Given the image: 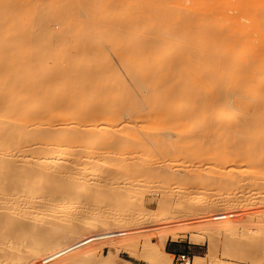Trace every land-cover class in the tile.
I'll return each instance as SVG.
<instances>
[{"label": "bare ground", "instance_id": "bare-ground-1", "mask_svg": "<svg viewBox=\"0 0 264 264\" xmlns=\"http://www.w3.org/2000/svg\"><path fill=\"white\" fill-rule=\"evenodd\" d=\"M74 1L0 0V264L92 259L47 256L98 209L141 218L142 194L160 192L182 210L210 182L205 206L244 209L222 217L233 239L264 221V0ZM179 237L164 226L127 248L169 264Z\"/></svg>", "mask_w": 264, "mask_h": 264}, {"label": "rangeland", "instance_id": "rangeland-1", "mask_svg": "<svg viewBox=\"0 0 264 264\" xmlns=\"http://www.w3.org/2000/svg\"><path fill=\"white\" fill-rule=\"evenodd\" d=\"M73 1L65 0V2L67 3L68 2L73 3ZM65 2H62L63 5ZM158 173L159 174H156L158 178L155 177L156 179H154L157 185L160 184L162 180L161 178H164L165 175H167L163 171H158ZM152 179L153 178H151V176L149 178L143 179L142 180L143 182L141 181L139 183L140 188L138 187L137 190H140L142 188L141 190L144 191V189H147V187L144 186H146V184H151L153 181H151L150 183L149 180ZM144 181L146 182L144 183ZM141 184H143L142 187ZM215 184L217 185L218 183L210 182L209 185L210 186L212 185L213 187L211 186L210 188L209 186L207 192L205 191L206 193L205 192L198 193V192L190 191L189 195H187L188 197L187 196L185 197L186 204L184 209L182 210H177L174 208L175 205L174 202L176 198L169 200L170 202L167 201V204L166 203H164V205L160 204L159 203L160 201L158 202V200L162 196L160 195V192H158L157 197H155V195L150 196L149 194H144V193L142 194L144 195V203L146 204V208L144 209L145 211L142 212L141 218L134 217L133 219L132 218L129 219L120 216H112V218L111 217L107 218L102 215L101 212L102 210L98 209V214L100 212L101 213L99 215L98 214L94 215L90 220H88L87 222L88 224H86L87 226L84 223H82L83 221L81 222L79 221L78 224L75 226L76 229H74L75 230L74 236L72 237L65 236L64 237L65 240L63 238L62 239L63 241L56 243L57 246L52 245L50 250L51 253L47 257L54 255V257L58 256L55 259L56 261L61 260L62 257L64 258V256L61 255L62 252H65L66 250H68V248L73 247L74 252L78 254H82L85 252L87 253L94 252V258L91 259L84 256V259H82L79 264H99L102 261L105 262L104 264H130L129 262L133 264H149L150 262L144 260L143 258L132 256L127 247H131V246L134 247L136 243L138 244V241H136L138 238H139L138 239L139 242H144L145 240L150 238L152 242L157 243L159 240L158 236L159 237L161 236V229L165 226L172 229H179L180 237L177 240H172V241L176 242V244L181 245L182 250H190V252L194 256L193 264H264V221H261L260 219L262 217V212L256 214L253 217V219L247 221L246 222L248 225L247 228L237 231L236 237L235 239H233V237L230 234L232 233L235 224L229 223L230 221H232L231 220L232 218H230L229 221V220H224V218L222 217L225 215V212H227L233 214L232 217L234 216L235 220L236 218L241 219L242 215L241 216L238 215L241 212H243L244 209L242 208L227 209L224 207L219 210L216 209L213 210L211 209V207L205 206L204 204L208 200L214 199L216 195L215 193L218 192V190L216 189L217 186ZM95 195L99 197L103 196L102 193H95ZM122 202H125V200H123ZM163 206L165 207L163 208ZM165 208L168 209L166 210ZM179 211L186 212L185 214L186 218L184 224H182L181 221L178 222L177 219L176 220L174 219V216L178 214ZM171 214L174 215L172 216ZM208 215H215L219 218L220 221L219 228L216 229L214 227L207 228L204 225V221L208 218ZM159 218H161V220ZM151 219L153 220L151 221ZM193 219H198L202 224L199 225L200 228H197L199 230L195 229L188 232L187 230L191 226V221H193ZM112 221L114 222V224ZM151 224H153V228ZM148 225L151 227V229H149L150 227L146 229ZM258 225H260V227H257ZM64 226L65 228H68L67 225H61L60 229L61 227L64 228ZM141 227H143L145 230ZM66 230L67 229H63V230L61 229V232ZM150 232L153 234L151 235ZM29 235L32 237L33 234L30 233ZM25 236L27 235H24L23 237ZM144 236H150V237L147 238ZM16 237H20V236L17 235ZM143 238L144 239L147 238V239L144 240ZM204 238L206 240L200 241V239H204ZM19 240H22V238H20ZM170 240L171 239H169L167 242H169ZM14 242H16V240H14ZM117 242L119 244H117ZM167 253L168 254H166L165 256L166 263L181 264L179 261H177L176 256L169 253L168 251ZM14 255L15 256H13V258L18 256L17 254ZM16 259L14 260V262H17L18 260L20 261V259H17V261ZM34 261L35 260L30 261V263L31 262L34 263ZM52 261H54V259ZM18 262L16 264H20V262L19 263ZM51 263L52 262H48L47 264H51Z\"/></svg>", "mask_w": 264, "mask_h": 264}, {"label": "built area", "instance_id": "built-area-1", "mask_svg": "<svg viewBox=\"0 0 264 264\" xmlns=\"http://www.w3.org/2000/svg\"><path fill=\"white\" fill-rule=\"evenodd\" d=\"M177 261L181 264H193L194 263V256L190 252V250L180 252L176 255Z\"/></svg>", "mask_w": 264, "mask_h": 264}, {"label": "crops", "instance_id": "crops-1", "mask_svg": "<svg viewBox=\"0 0 264 264\" xmlns=\"http://www.w3.org/2000/svg\"><path fill=\"white\" fill-rule=\"evenodd\" d=\"M181 245L179 244H176V242L170 240L169 242L166 243V250L173 254L174 256H176L177 254H179L180 252H183V251H187V250H182L181 249ZM105 262H103L102 264H104ZM130 264H133L131 262H129Z\"/></svg>", "mask_w": 264, "mask_h": 264}]
</instances>
